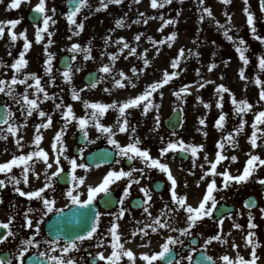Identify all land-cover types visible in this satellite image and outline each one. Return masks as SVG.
<instances>
[{
    "label": "rangeland",
    "instance_id": "1",
    "mask_svg": "<svg viewBox=\"0 0 264 264\" xmlns=\"http://www.w3.org/2000/svg\"><path fill=\"white\" fill-rule=\"evenodd\" d=\"M68 0H46V8L48 9L47 14L53 15L51 9L55 8L57 11L53 18L56 20V23L53 25L50 23L49 31L53 32L54 35L49 37L46 33H43L44 39L37 43L36 42V32L38 27H42V22L39 25H31L27 21V14L31 9L40 3V0H30V3L26 1L22 2L19 9L7 10L0 13V21H8L12 19H21L22 22L18 24L13 31L17 34L26 30L27 38L31 42V47L27 52L28 60V73H36L41 79H45L47 84L43 87L49 93V91H54L58 89L62 95H72V89L75 88L77 91H80L81 99L77 100L73 105V112L76 117H86L81 111L79 102L82 99L85 101L91 102L92 96L98 93L105 92V89H110L111 91H117L120 86L115 85L116 79H122L119 76V72L122 70L128 79H123V84L126 81L133 80V67L144 68L143 63L145 50H147L146 58L150 61L151 68L156 69V73L147 76V85H151L154 82H159L163 79L165 70L171 74L173 71L177 72L178 75L173 77L170 82L164 85L162 88L153 92L152 96L149 98L153 105L159 106L153 107L145 115L143 113L144 104L148 101H142L140 107L129 108L126 110L127 119L129 120L130 128H136V135L139 137L141 143L139 147L142 149H147L150 152V155L153 158H159L162 163H167L170 167L172 175L177 181L176 192L178 196L187 195V200L195 199L193 196H199L206 194L207 185L214 178L217 183L218 191H214L213 194H226L227 200L234 199V195L239 194H261L260 183L258 180L264 179V165H260L259 161L256 162L257 168L253 173L252 177L245 183H237L235 181L231 182L230 187L227 189L223 188V177L216 175L213 176L209 174L207 178L201 180V176L204 175L206 171L210 172V163L215 162L217 152L220 151L222 155L227 156L229 159L221 161L217 165V172H224L225 170L229 171L231 175L236 176L242 174L244 168L247 165L250 155H258L261 159H264V124L258 125L259 131H257V145L255 149L252 148L250 143V137L254 129L252 124L255 121V116L260 111H264V100L262 102V108L256 107V102L260 100V91L261 86H257L254 81L257 75L260 76V79L264 81V72H262L258 67V57L264 56V43L256 40L250 30V27L247 25V16L244 12L245 3L244 0H232L228 5H225L221 0H204V6L211 8L212 12L217 16V14L224 19V26L231 27L233 29H238L239 34H241L242 39L246 41L248 51L245 53L249 57L250 63L245 66L242 64L240 68H245V76L248 77L249 83L246 86L245 90L242 92H225L223 93L222 107H217V103L220 101L218 98H212L215 90L211 87L200 88L201 82L193 79L194 75L197 73L196 67L193 66L191 56L189 55V50L197 42L196 37L199 35V32L196 31L192 35L183 34L180 32V25L184 24V17L187 11L186 3L190 5L200 4L198 0H172L171 4H166L163 8L153 9L151 7V0H140L139 3L136 0H123L121 5H143L140 7V13L144 15L140 17L141 20H147L148 23L143 25L141 28L144 31L140 33H131L130 39L125 35V32L111 31V24L115 25L116 21L111 18V13H105L106 10L97 11L96 9L100 7V0H89L91 7L82 9L81 13L76 16L77 23H83L84 29L80 32L79 35L75 33L78 29L74 25H70L67 20L65 4ZM11 0H4L0 5H9ZM249 10L255 16V27L256 35L264 37V13L260 7V0H248ZM112 7L117 11L116 5L112 4ZM156 11L155 15H152L151 12ZM225 12L231 15V24L225 16ZM163 16L164 20H175L177 21L174 24H169L166 27H163V30L160 31L163 21L160 17ZM87 17V19H85ZM108 19V24L105 26L103 20ZM186 18V17H185ZM112 24V25H113ZM113 25V26H114ZM206 25V24H205ZM204 25V27H205ZM10 25H6L5 32L0 42H10L9 29ZM177 33L176 39L171 42V47L168 46V43H153L148 38L152 37L154 41H167V38L173 33ZM139 41L135 40L137 34H141ZM222 33V32H221ZM111 37L108 43H105L106 38ZM125 38L126 42L131 46L136 48L135 55H129V50L124 49L123 52L120 51L122 44H117L116 41L119 38ZM51 39L53 43L47 47V51L54 54V59L52 61V77L55 79L53 84L49 75L44 71L45 61L47 55L45 52V47L47 41ZM23 38H19L16 43L20 45L19 50L11 55L6 54L4 56L0 55V59L4 58V61L9 67L0 68V79L9 81L12 76L15 74V70L10 67L15 59L19 58V54L23 51V46L25 41ZM22 44H21V43ZM73 44H79L82 48H87L91 46V56L93 59H84V53L78 52L75 53L76 59L73 61L72 69V79L71 83H66L61 73L63 70L58 68L59 57L63 54H69L70 56L74 55L70 49ZM237 47V46H236ZM157 49H159V54H157ZM180 49L185 50V56L181 58L178 68H172L171 64L174 58L179 56ZM236 49V48H235ZM114 53L118 57L115 61L113 70L110 74H105L100 72L99 69L104 64L110 63L109 54ZM1 54V53H0ZM127 57V58H125ZM76 69H80L77 71ZM97 70L99 72V81L95 88L87 86L83 81V76L88 71ZM25 74V72H24ZM29 83L34 84V81L29 80ZM188 86L187 93H182L180 97L174 95L175 92H178L182 87ZM15 89L17 93H23L25 86L16 85ZM34 89H29L30 98H34L32 93ZM160 93H163L161 96ZM235 94L237 101L248 100L249 103L253 105V108L248 111L246 114L237 116L234 110L235 106L232 104V94ZM3 97V102L11 108L15 113V123L17 126L24 124V114L21 112V105L15 103L12 98L5 94H1ZM211 95V96H210ZM88 96V97H86ZM217 99V100H215ZM208 104L210 107H205L204 105ZM216 107V110H219L220 113H228L227 119H225L223 128L218 129L216 127V121L218 120L216 116L212 120H206L205 124H200V119L205 118L208 115L209 110ZM50 106L44 105V107L39 105V110H43L48 113ZM176 109H181L183 113V122L182 127L177 131L168 130L165 127V121L172 115ZM66 111V110H63ZM52 116L53 113H48ZM63 113L59 114L55 124L60 131L64 128L66 120L63 118ZM157 117L159 120V127L156 130V121ZM39 114L36 111L33 112L31 117L27 118V127H20L17 136L8 135L6 140L0 139V162L7 163L13 159L14 156L27 155L33 151L38 150L36 145L32 142L34 140L36 133V126L42 124L43 122L39 121ZM45 123L47 122V117L43 119ZM246 121L243 131L239 134H235V130L240 125L241 121ZM116 120H112L110 126H113V130L116 132L114 137L122 146L127 145L132 142V133L131 131L120 133L118 128L115 127ZM7 125L3 126L6 128ZM207 133V136L204 133ZM40 133L43 135V139L39 145L40 148H43L49 157V163H52L51 173L57 170V165L54 163L56 155L59 153L61 144L56 143V151L53 150L54 137L49 134L45 128H40ZM229 133L233 134V139L236 141V147H233L232 144L228 143L226 138ZM81 134V131L78 127V122L75 120L72 124H69L65 134L63 136L64 145H66L67 151L64 153V156H67L69 159L75 158L78 164L84 163L83 155L90 150L100 147L101 145H109L116 149L112 144L108 142V137L106 134L99 132L92 123H89L88 126V140L84 146H81L83 150L82 154L74 155V149L78 148L77 138ZM22 136L23 140L21 141L24 144V147L18 148L16 146L15 140ZM183 139L186 144L192 145H203L204 148L198 153V158L193 160L190 153V158L187 161H183L176 158L174 155L177 152L170 151L166 156H160V149L167 147L169 141H178ZM94 141V142H92ZM224 141L225 147L223 150L217 148L218 142ZM117 150V149H116ZM6 151L10 153V159L5 160L3 154L5 155ZM174 155V157H173ZM205 156H207L208 161H205ZM236 156L238 159L232 161L231 157ZM69 159H64L61 156V166L63 168L68 167L71 169ZM120 162L126 160V158H119ZM139 163L138 166L144 168L146 174L149 178L162 177L167 183V189L165 197L167 200L172 202L171 199V182L167 179L165 173L160 172L158 169L147 168L146 165L139 158L134 160ZM32 162H43L42 158L33 157ZM195 163V166H194ZM203 165V167H200ZM118 166H107L101 167L99 169H88L86 173V178H96L97 171L103 172L105 175L110 170H116ZM95 172V173H94ZM76 175H81L80 168L76 169ZM90 180V179H89ZM197 181H200L199 186H197ZM187 184V186H185ZM91 185V183H89ZM203 198V197H202ZM192 202H190L191 204Z\"/></svg>",
    "mask_w": 264,
    "mask_h": 264
},
{
    "label": "snow or ice",
    "instance_id": "2",
    "mask_svg": "<svg viewBox=\"0 0 264 264\" xmlns=\"http://www.w3.org/2000/svg\"><path fill=\"white\" fill-rule=\"evenodd\" d=\"M4 0H0V3H3ZM22 2L24 0H11V3L8 5V8L6 10H12V9H19ZM27 2L30 3V0H27ZM137 3L140 2V0H136ZM201 8H202V13H206L208 17L214 18L213 17V12L211 8L204 6V0H198ZM221 2L225 5H228L232 2V0H221ZM123 3V0H100V7H98L96 10L101 11V10H107L109 5H121ZM172 0H151V7L153 9L157 8H163L166 4H171ZM245 3V8L244 12L247 16V25L250 27V30L254 36V38L261 43H264V37H261L259 35H256V27H255V16L254 14L249 10L248 6V0H244ZM72 8L70 11L67 13V20L70 25H74L78 31L75 33L76 35H79L80 32L83 31L84 29V24L83 23H77L76 16L81 13L82 9L84 8H90L91 4L89 0H71ZM261 4V10L264 11V0H260ZM33 11L37 13V17L34 19L39 23V21L42 19V27L37 28L36 32V42L39 43L44 39V36L42 35L43 33H46L49 37L53 36L54 33L49 31V25L55 24L56 20L53 18V16L56 13V9L53 8L51 9V12L53 15H48V9L46 8V0H40V3L37 4ZM225 16L227 17V20L229 22V25L231 24V15H229L227 12L224 13ZM144 14L140 13V16L142 17ZM87 19V17H85ZM160 19L163 21V25L160 31L163 30V27H166L169 24H174L177 21L175 20H164V17L161 16ZM205 19V16L202 14L200 16V20L203 21ZM22 22L21 19H12L8 21H0V38L3 37L4 32H5V27L6 25H10L11 28L9 29V35H10V40L12 42L17 41L19 38H23L25 43L23 46V51L20 52L19 58L15 59L14 62L10 65L12 69L15 70V74L12 76L10 82L0 79V94H5L9 96L10 98L13 99V101L19 105H21V112L24 114V124L17 126L15 123V113L11 110L10 107L5 105V110L3 113H0V124L2 125H7L6 128L0 127V139L6 140L8 138V135L12 136H17V133L20 130V127H27V118L31 117L33 112L39 109V103L40 101V94H43V100H54L56 97L55 95H49V93L45 90V88L41 85V77H39L36 73H28L23 76V78H18V74L21 73L22 69L26 68L28 65V60L25 59V54L29 51L31 47V42L27 38L26 30L17 34L14 29L18 24ZM134 23H140V20L137 19L134 21ZM144 23H148L147 20H144ZM217 25L220 28H225L223 24H220L219 21L216 22ZM116 26L117 27H124L125 26V20L123 18L116 20ZM231 28H225L224 30V36L225 38L233 42L234 44H237L236 47V52L239 54L240 60L243 62L245 66L249 65L250 60L249 57L246 56V52L248 51V47L246 45V41L242 38H240L238 41L234 39L232 35H230ZM141 34H137L135 36V40L139 41L141 38ZM177 33L173 32L168 38L167 41H154L152 37H149V40L152 41L154 44L155 43H168V46L171 47V42L176 39ZM111 39V37L106 38L105 43H108V41ZM53 43L51 39L47 41V45L45 47V52L47 55V59L45 61V68L44 71L49 77L51 78L52 83H55L54 77H52V72H53V67H52V61L54 59V54L51 52L47 51V47L50 46ZM117 44H122V47L120 49L121 52L124 51V49L129 50V55H135L136 54V48L131 47L125 40V38L121 37L116 41ZM70 51L74 54L71 56L70 60L74 61L76 59L75 53L78 52H83L84 53V59H93L91 56V46L87 48H82L81 45L79 44H73ZM146 53L147 50H145L144 54V59L143 63L145 67H147L150 64V61L146 58ZM157 54H159V49H157ZM9 55H11V52H9ZM189 55H191V50H189ZM196 55H199V53H196ZM185 56V50L180 49L179 56L177 58H174L171 64L172 68H178L181 58ZM110 58V63L109 64H104L99 71L103 72L105 74H110L113 70L115 61L117 60V56L114 53L109 54ZM127 58V57H125ZM4 67H9L3 60H0V68ZM216 67V65L213 63L209 66V71L213 70ZM258 67L259 69L264 72V56H259L258 57ZM79 71L80 69H76ZM133 73H137V69L133 67L132 69ZM72 73L73 69L71 66L70 61L66 63L65 65V71L61 73L62 77L64 78L66 83H71L72 79ZM178 75L177 72L173 71L171 74L168 73L167 70H165L163 79L159 82H154L153 84L147 86L145 91L136 96L135 98H129L128 100L121 102L118 104L117 102H113L112 104H103V103H90L88 101H84L85 108H91L96 111L91 112L89 115L86 117H76L73 108L71 105L67 106V110L63 114V118L66 120V123L64 125V128H62L60 131L57 132V134L54 137V143H53V150L56 151V143L59 142L61 144V148L59 149V153L55 157L54 163L57 165V170L50 175L47 173V169H50L52 167V163H49V157L48 153L43 149L40 148L39 145L43 139V135L40 133V128H48L52 124V116L46 113L43 110H39V116L41 118L47 117V122L42 123L36 126V135L33 140V144L36 145L37 149L36 151H33L27 155H20V156H14L13 159L7 163H0V173H10L12 170L13 166H19V165H24L23 171H22V176H23V182L25 184L28 183V172L29 170L34 171V167L29 165V161L33 160V157H38L42 158L43 162L46 164V169H45V185L44 187L35 190V191H30V192H24L22 191L19 187H15V191L19 193L20 196H26L30 200L33 198H37L43 202L44 207L47 209V211H52L53 204L55 203L54 199H48L45 195H43L46 191V189L53 188L54 185L52 183L54 178H59L61 174L64 172V168L61 166V156L64 157V159H69L67 156H64V153L67 151L66 145H64L63 141V136L65 134V131L68 127V125L71 123L72 119L77 120L78 122V127L83 135V138L85 141L88 140V126L89 123H92L93 126L102 134H106L108 137V142L112 144L118 151V155L121 158H126L129 162H132L139 158L143 163L146 165L147 168L151 169H158L160 172L165 173L167 175V179L171 182V199L172 203L176 205V207L169 209L168 205H165V208L161 210L160 215L153 217L151 212L149 211V208L151 205L149 204L150 201H152L153 197L151 194V190L148 187H141L140 191L144 194V197L146 199L142 200L141 202L138 203V207H143L144 212L148 214L149 221L148 223L144 224L143 228L136 229L133 231L132 235L133 237L137 234H141V240H143L145 237L149 235L147 229H151L153 233L158 232L161 229H170L171 231H179L181 236H187L189 235L191 229L195 228L197 226V223L199 221H202L204 217H209L211 218L213 216V212L217 209V200L214 197L213 193L214 191H218L220 189L217 188V183L216 180L213 178L211 182L207 185V191L206 194L203 196L202 201L200 202L198 207H193L190 204H187V195L183 196H178L176 192V186H177V181L172 175V172L170 170V167L167 163H162L159 158H153L150 155L149 150L147 149H142L139 147L141 141L139 137L136 135V128H130L129 126V120L127 119L126 115V110L129 108H135V107H140L142 101H148V103L144 104L143 107V113L147 115V113L150 111L151 108L153 107H159L157 105H153L150 101V97L152 96L153 92L157 91L158 89L162 88L164 85L168 84L170 80L173 77H176ZM240 78L241 79H246L245 77V68H241L239 72ZM119 76L122 79H116L115 80V85L124 87L125 85L123 84L122 80L123 79H128L126 77L125 73L121 70L119 72ZM29 80L34 81V84L29 83ZM97 80L94 79V82L91 83L90 87L95 88L97 86ZM131 82V81H130ZM254 83L257 86H261V91H260V100H264V81L260 79V76L257 75L255 78ZM24 85L25 89L23 93H17L15 86L16 85ZM136 85L133 83L132 87H135ZM201 87H204V84L200 85ZM187 88L188 86L182 87L178 92H175L174 95L177 97H180L182 93H187ZM29 89H34V92L32 93V96L34 98H30L29 95ZM107 91V89H105ZM80 91H83L81 89ZM80 91H77L75 88L72 89V99L73 100H79L81 99L80 97ZM230 89H228L226 86L223 84L218 85L216 88L217 94L220 96V101L217 103V107H222V100H223V93L229 92ZM161 96L163 93H160ZM232 104L235 106L234 110L236 112L237 116H241L242 114H246L248 111H250L253 108V105L248 102V100H240L237 101L235 98V94H232ZM62 105L61 104H56V108H60ZM206 108L210 107V105L205 104L204 105ZM108 109H114L118 110L119 115L117 116L116 119V125L115 127L118 128V131L120 133H125L128 131H131L132 133V142L128 143L125 146H122L118 140H116L114 137L116 136V132L113 130V126H105L100 122V117L103 116ZM225 117L226 114H221L219 116V119L216 121V127L218 129L223 128L224 122H225ZM200 124L204 125L205 119L201 118L200 119ZM246 121L242 120L238 128L235 130V134L239 135L245 126ZM264 124V111H260L258 114L255 116V121L252 124V128L254 131L251 134L250 137V143L252 145V148L255 149L258 147L257 145V131L258 125ZM159 127V120L157 117L156 121V128L153 130L158 129ZM205 136H207V133H204ZM23 137L20 136L15 140L16 146L18 148H23L24 144H22ZM227 142L232 144L233 147L238 146L236 141L233 139V134L229 133L228 137L226 138ZM94 142V141H92ZM225 147V142L221 141L218 142L217 148L220 150H223ZM204 146L203 145H192V144H186L183 139H180L178 141H169L167 144V147L161 148L160 149V156L164 157L169 153L170 151L172 152H184L185 154L190 153L191 157L195 161L196 158H198V153L203 150ZM83 150H81L82 154ZM250 155V159L247 161V165L244 168L242 174L233 176L230 174L229 171L225 170L224 172H217V165L221 163V161L229 159L227 156L222 155L220 151L217 152L216 160L215 162H209L211 167H210V172L206 171L204 175L201 176V180H204L207 178L209 174L216 176H222L224 183H223V188L227 189L230 187L231 182L235 181L237 183H245L249 180L250 177H252L253 173L256 171L257 165L256 162L259 161L260 165H264V159H261L258 155ZM101 160L107 161L109 159V154L104 153L101 154L100 156ZM238 157L232 156L231 160L236 161ZM205 161H208L207 156H205ZM69 163L71 165V172L69 173V179L73 183L74 187L69 188L66 195L68 198L71 199L73 204L79 205L81 208H89L92 204L93 201L96 197L97 194L103 192L105 195H108L110 192V185L115 183L116 181L122 180L124 178H128V183L126 188L124 189V197L126 198L130 192L129 189L132 187V184H139L140 179L134 178V173L139 172L141 174V178H143L145 174V169L144 168H135L132 167L130 168L129 171H125L123 168H121L119 171L116 170H110L104 177L103 181L96 187H89L88 191V198L86 200H81L79 194H74L75 188L78 187L79 185H82L85 183V176H77L76 175V169L81 168L87 171L89 169V165L87 164H78L77 160L75 158L69 159ZM115 163L119 164L120 160H116ZM99 167V165H96ZM195 166V163H194ZM200 167H203L201 165ZM39 173H36L37 179H39ZM7 181L13 183V185H19L21 183V180L16 178L14 175L13 176H8ZM258 183L261 185H264V179L258 180ZM200 181H197V186H199ZM187 186V184H185ZM0 187H6V181L5 180H0ZM3 203L2 197H0V204ZM106 203H110L106 201ZM119 203L121 206L124 204V199H120ZM254 202H246V207L249 208V228H255L257 227L254 223H252V213H251V207L253 206ZM210 205V206H209ZM183 209L186 213V223L187 227L185 228H174L172 224L170 223L171 219V213L173 212H178L179 210ZM33 211L32 208H29L27 212H25V220L27 221L26 226L31 228L33 226V221L32 219L29 218V213ZM126 209L121 207L120 212L117 216V219H120L124 216ZM261 211H264V209H261ZM100 213L96 212L95 216L93 217L92 223L89 227L88 230H86V234H77L74 238L69 239L66 241L62 246L60 245V237H57L55 240H50L46 241V243H49L50 245H55L56 247H53L51 251L54 253L56 252V248L59 247L61 255H50L48 253H42L41 255H44L48 259V264H77V261L74 257H71L67 255L70 252H79L80 251V245L86 240V239H92L94 234L97 233L98 227H99V222H100ZM167 216L168 219H164V217ZM15 217H10L9 221L7 223L0 222V228H4L7 230V235L3 236L2 239H0V243H3L5 240L8 239L9 236H15V232L12 231L11 225ZM40 223H43V220L41 219L39 222L36 224V233L39 234L40 231ZM140 223V222H138ZM219 223L222 225L223 220H220ZM236 228H240L241 225L236 224ZM119 228L118 223H113L112 227L109 229V234L112 236V241H111V247L113 251L111 252L110 255L104 256L103 253H98L97 256L99 260L101 261H106L107 264H119L121 259L123 257H127L129 264H135L136 257L134 253L130 249H125L124 244L121 243V237L118 234L117 230ZM255 236L254 232H249L247 236V244L252 246V259L245 260L242 256L237 254V262L236 264H256L257 260L259 257L256 254V249L259 247L258 243L253 242V237ZM213 240L220 241L221 243H227L226 240L222 238V236L217 235L210 237L206 240L205 242V247H207L208 244L212 243ZM104 239H101L98 244L96 245L97 247H102L104 245ZM194 242V241H193ZM22 245L24 247L21 248L20 250V257L23 258L24 253L27 251V248L29 246H39L38 242L35 241V238H25L22 240ZM150 243V241H148ZM176 244H183V241L179 239V237H173V236H168L166 242L161 246L162 251L157 252L155 254L149 255L147 253H144L140 256V259L145 261L146 264H154V262L159 261V260H166L167 264H174L175 258L171 255L173 252V248L171 247L172 245ZM141 246H147V244H143ZM235 247V245H233ZM221 259L227 264H233V261L230 259L228 255H224L221 257ZM188 260L191 261L192 257L189 256ZM204 261L211 262V264H216L215 261H213V257L204 255L201 257V261L199 264H204ZM0 264H4V261H0ZM8 264H11L9 261Z\"/></svg>",
    "mask_w": 264,
    "mask_h": 264
},
{
    "label": "flooded vegetation",
    "instance_id": "3",
    "mask_svg": "<svg viewBox=\"0 0 264 264\" xmlns=\"http://www.w3.org/2000/svg\"><path fill=\"white\" fill-rule=\"evenodd\" d=\"M117 157L119 155H116ZM70 163H67L68 165ZM83 164H86L84 162ZM139 163L132 162H120L119 164L113 163L112 165L118 166L116 171L123 168L125 171H129L130 168H141L138 166ZM29 165L34 167L33 170L28 172V183L23 182L22 171L24 165L13 166L10 173H0V180L6 181V187H0V197L3 199V203L0 204V222L7 223L10 217H15L12 222L11 228L15 232V236H9L7 240L0 243V261H4V264H48V259L46 256L41 255L42 253H48L50 255H61L59 247L56 248V252H52L51 249L56 247L55 245H50L46 241L55 240L48 235L46 230V222L50 217L61 211H70V209L76 205L73 204L71 199L67 197L66 193L69 188H73L74 185L68 178H64V183L69 180L68 183L63 184L60 178H54L52 183L53 188L46 189L45 195L48 199H54L52 211H47L44 207L43 202L37 198L29 199L26 196H20L18 192L15 191V187H19L24 192H30L38 190L45 185V169L46 164L44 162H32L29 161ZM47 169L48 175L51 174V170ZM68 167L64 169L65 174L69 176L70 171L67 170ZM81 175L87 176L84 169H81ZM36 173H39V179L36 177ZM95 173V172H94ZM96 178H86L85 183L79 185L75 188L74 194H79L80 199L86 200L88 198L89 187L98 186L104 179L105 174L101 171L96 172ZM15 176L21 180L19 185H13V183L7 181L8 176ZM134 178L140 179L139 184H132L129 189L130 194L125 198L123 193L127 186L128 178L116 181L110 185V192L105 195L103 192L96 195L91 211L87 208L79 209L78 213L73 217L66 218V226H64V237L60 239L59 243L62 246L66 241L74 238L77 234H86V230L89 229L93 217L96 212H99L100 222L97 233L94 234L92 239H86L80 245L79 252H70L67 255L74 257L77 264H107L106 261L99 260L97 254L103 253L104 256H108L113 251L111 247L112 236L109 234V229L112 227L113 223H118L119 228L117 230L121 237V243L124 244L125 249H130L135 257V264H146L145 261L140 259V256L144 253L149 255L155 254L162 251V245L166 242L168 236L179 237L183 241V244L172 245L173 252L171 255L175 258L174 264H199L201 257L208 255L213 257V261L216 264H227L223 261L221 257L228 255L233 261V264L237 262V254L239 253L245 260L252 259V246L247 244V236L249 232H254L253 242L258 243L259 247L256 249V254L259 257L256 264H264V196L254 195L256 198L255 207L250 209L252 213V223L257 227L249 228V208L246 207V200L250 195L239 194L234 195V199L227 200L226 194H213L217 200V209L213 212L211 218L204 217L202 221L197 223V226L191 229L189 235L181 236L179 231H171L170 229H161L156 233H153L149 228L147 229L149 235L141 240V234L137 233L134 237L132 235L133 231L144 227L145 223L150 222L148 214L144 212L143 207H138V203L146 199L144 194L140 191L141 187H148L151 190L152 201L149 202L151 207L149 211L152 216L160 215L162 209L165 205H168L169 209L176 207L172 202L167 200L165 197L167 183L161 177L149 178L148 174H145L141 178L139 172L134 173ZM90 179V180H89ZM91 183V185H89ZM162 186V191L157 192L155 187ZM202 196L197 199V195L193 197L195 199L187 200V204L193 207H198L202 201ZM120 199H124V204L121 206L119 203ZM106 201L110 203H106ZM226 204L228 206H233L232 210L222 211L218 210L219 206ZM210 206V205H209ZM121 207L126 209L125 214L122 218L117 219ZM29 208L33 211L29 213V218L33 221V226L31 228L27 227V221L25 220V212ZM93 216L91 219L88 217ZM39 234L36 233V224L40 220ZM164 219H168L167 216ZM223 220V224L219 223ZM140 222V223H138ZM170 223L174 228L180 229L187 227L186 223V213L183 209L178 212L171 213ZM241 225L240 228H236L235 225ZM7 235V230L0 228V239ZM220 235L227 243H221L220 241L213 240L212 243L205 247V242L208 238ZM35 238L39 246H29L27 251L24 253L23 258L20 257V250L22 247V240L25 238L31 239ZM104 239V245L102 247H97L98 242ZM150 241V243H148ZM194 241V242H193ZM147 244V246H141ZM235 245V247L233 246ZM191 256L192 260L189 261L188 257ZM119 264H129L128 258L123 257ZM154 264H167L166 260H159L154 262ZM204 264H211V262L204 261Z\"/></svg>",
    "mask_w": 264,
    "mask_h": 264
},
{
    "label": "bare ground",
    "instance_id": "4",
    "mask_svg": "<svg viewBox=\"0 0 264 264\" xmlns=\"http://www.w3.org/2000/svg\"><path fill=\"white\" fill-rule=\"evenodd\" d=\"M186 5V18L184 17V24L180 25V32L183 34L185 33L190 35H192L196 31L199 32V35L196 37L197 42L195 43V46L191 48L190 55L192 64L197 69V73L194 75L193 79L205 85L204 87L200 88L211 87L213 90H215L214 93H211L213 94V96H210L212 98H218L219 100L220 96L216 92V88L218 85L223 84L231 90V93H238L239 91L243 92L249 83V79L246 76V79L240 78L239 72L243 62L240 60L239 54L235 50L237 44L228 41L223 34L225 28L229 27L227 26L225 28H220L216 23L217 21H219L220 24L224 25V19H222L218 14L216 16L214 13V18L208 17L206 13H202V8L198 5H190L188 3H186ZM141 6L143 5H116V11L115 8L112 7V5H109L108 9L105 12L107 13V15L108 13H111V18H114L115 21L121 18L125 20V26L116 27V29L115 25L112 23L114 25L113 26L111 24L112 33L113 31L125 32V35L128 37V39H130L131 33H140L144 31V29H142L141 27L145 25V23L139 17V9ZM7 8L8 5H0V13L7 11ZM151 13L152 15H155L156 11ZM202 14L205 16V19L203 21L200 20V16ZM108 19L110 18H106L105 20H103L105 26H107L108 24ZM137 19L140 20V23H134V21H136ZM230 35H232L236 41H238L241 37V34H239V30L233 28H231ZM19 48L20 45H17L12 41L0 42V55L4 56L6 54H9V52L15 53L17 52V50H19ZM196 53H199V55H196ZM25 59H27V53L25 54ZM0 60L4 61V58ZM213 63L216 65V67L213 70L209 71V66ZM27 69V66L26 68L22 69L21 73L18 74V78L22 79L23 76L26 75ZM136 69L138 71L137 73L133 74V80L131 82L126 81L124 83L125 86L119 87V89L115 92L108 89L105 92L93 95V101H91L90 103L112 104L115 101L120 104L121 102H124L129 98H135L136 96L142 94L148 86L146 79L147 76L156 73L157 71L154 67L151 68L150 66L144 68L138 67ZM133 83L136 85L135 87H132ZM46 84V80L41 79V85L44 86ZM18 86L20 85L18 84ZM58 89L55 88L54 91H49V95H55L56 98L54 100L50 99L44 101L43 94L41 93L40 101H38L39 105L42 107H44V105H47L48 107L50 106L48 113H50V111L51 113H53L54 122L52 121L51 126L45 129V131L47 130L49 134L53 137H55L58 132V128L56 127L55 121L59 114L65 112L63 110H67L68 105H71L73 108V105L77 101L72 99L71 94L62 95ZM84 101L85 99H82L79 102V106L84 115L87 116L91 112L96 111L91 108H85ZM255 102L256 107H260L261 109V100ZM56 104H61L62 106L60 108H56ZM219 112L221 111L216 110V107L212 110L210 109L208 115L204 119L212 120L216 116H220L221 114H226L225 119H227L228 113L225 112L219 114ZM36 113L39 114V109L36 110ZM118 115V110L108 109L106 113L100 117V122L105 126H110L112 120H116ZM44 118L40 117L38 118V120L45 123V121L43 120ZM217 119L219 118L217 117ZM74 121L75 119H72L70 124H72ZM3 157L5 160L10 159L9 151H6L5 155L3 154Z\"/></svg>",
    "mask_w": 264,
    "mask_h": 264
},
{
    "label": "water",
    "instance_id": "5",
    "mask_svg": "<svg viewBox=\"0 0 264 264\" xmlns=\"http://www.w3.org/2000/svg\"><path fill=\"white\" fill-rule=\"evenodd\" d=\"M67 6L69 7V11H70V9L72 8L71 1H69L67 3ZM37 15L38 14L33 11L29 17L30 20L36 21L34 18L37 17ZM69 61H70V59L68 56L62 57V59L60 60V67L65 69V65ZM94 79L97 80V73L96 72H91V73L87 74L85 77V81L88 84L93 83ZM4 110H5V106L1 105L0 106V113H3ZM179 123H180V111H176L173 118L171 120L167 121L166 124L169 128L176 129V128H178ZM80 141L84 142L83 140H80ZM104 153L109 154V159L107 161L100 159L101 154H104ZM114 154H115L114 151H112L108 148H100V149L92 152L91 154H88L86 159H87V162L92 164V165H97V164L99 165V164L112 162L114 160ZM179 155L186 158L185 156H183L184 152H180ZM262 188L264 189V185H262ZM63 224H64V213H61L59 215L54 216L53 219L48 223V226L52 229V232H54L53 229L55 227L63 226Z\"/></svg>",
    "mask_w": 264,
    "mask_h": 264
}]
</instances>
